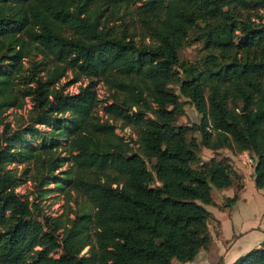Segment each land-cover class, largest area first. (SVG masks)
<instances>
[{"label": "trees", "instance_id": "16d2710c", "mask_svg": "<svg viewBox=\"0 0 264 264\" xmlns=\"http://www.w3.org/2000/svg\"><path fill=\"white\" fill-rule=\"evenodd\" d=\"M123 3L134 5L128 22L119 13ZM87 4L0 0V48L10 51L4 56L7 66L0 69V264L192 260L210 242L212 215L206 205L216 204L212 188L235 185L220 207L233 205L243 188L242 175L227 155L194 166L200 146L227 148L232 155L247 151L254 184L264 189V0ZM136 26L149 41H135ZM195 26L216 54L204 64L184 67L179 93L202 114L200 139L187 141L182 134L194 128L175 124L183 105L170 82L173 66L181 64L179 49ZM29 48L42 59L25 72ZM69 73V83L87 78L74 93L60 85ZM100 82L114 89L111 102L102 107L104 120L95 111ZM27 97L31 121L11 129L4 112L23 108ZM64 113L72 116L59 117ZM110 117L135 127L143 155L131 151ZM58 124L68 128L62 145L66 155H61L59 139L42 138L41 146L33 148L39 125ZM146 158L156 159L154 172ZM64 161L70 166L62 177L67 193L82 195L92 210L78 212L60 236V215L47 214L38 202L18 194L22 179L9 164H25L21 174L42 196ZM57 248L61 252L54 256ZM231 264H264V240Z\"/></svg>", "mask_w": 264, "mask_h": 264}, {"label": "rangeland", "instance_id": "374dc122", "mask_svg": "<svg viewBox=\"0 0 264 264\" xmlns=\"http://www.w3.org/2000/svg\"><path fill=\"white\" fill-rule=\"evenodd\" d=\"M75 4L79 6H88L87 0H74ZM134 9L133 4H127L123 3L121 4V7L119 8V13L121 15H124L126 17V21L128 22L131 17L133 16L132 11ZM203 23H200V26ZM131 25H133L131 23ZM135 35L134 39L137 42H147L149 41L148 38H141V31L140 28L136 26V29H134ZM29 54L27 56L23 57V67L25 68V72L27 71L28 67L30 66L32 61H39L42 59V54L37 51L35 48H29ZM10 51H8L6 48H0V56L4 58V56L9 55ZM216 54L215 51L210 50L208 47L204 45L203 38L200 33L199 27H192L188 31V38L186 42L183 44V46L179 49V59L181 64L173 66L172 70V77L170 82V87L179 95V99L182 102L183 105V112L176 115L175 124L176 125H189L194 128L193 131L187 132L182 134V138L184 140H190L193 137H196L197 139H200V132H199V123L201 118V111L185 96L181 95L179 93L178 87L180 84L181 79L185 76L184 74V67L186 65H200V63L204 64V61L207 59V56H211ZM2 57H0V69L1 66H7V60L4 58L2 60ZM71 78V74H67L65 77H62L60 80V85H64L66 87L65 91L68 93H74L78 90V85L80 83H86L87 78H83L80 82L75 83H69V80ZM17 86L20 87L21 84L16 80ZM96 90L98 93V98L101 100L98 107H95V111L98 113V115L102 116V119H106V115L102 113V107L104 104V101L107 100V102H111L112 100V94L114 92V89L111 90L108 88L106 84H103L102 82L98 83L96 85ZM30 110H31V102L29 98H26V102L24 104L23 108L16 109L14 107H10L7 109L5 114V119L10 122L11 129H23L26 127L28 123H30ZM60 115V114H59ZM71 113L67 114H61L59 117L64 118L68 117L70 119ZM110 122L115 124V132L123 137L124 141L128 143V146L130 147L131 151L140 153L143 155L141 150L139 149V144L136 142L137 139V131L134 126L132 125H125L123 124L122 120L117 118L114 119L112 117L108 118ZM70 123L73 121L69 120ZM1 127H3L1 125ZM41 133H36L34 135L35 138L32 139L31 145L33 148H37L41 146L42 138H45L48 142L53 141L54 139H59V148L61 155H66L64 152V148L62 145H65L68 139V128L61 126V124H58L57 127L50 126V125H39L38 126ZM31 133H28L26 135V138L30 137ZM199 157L197 161L194 162V166L201 167L208 163V161L211 159L212 156H216L218 158L222 156H229L231 158V161L233 162L232 166L237 171L239 169L241 175H243V181L246 182L243 186L244 190L246 189V196L251 192L254 191L252 197L247 201V203L239 202L238 206V212L239 215L242 217L253 219V217H258L264 215V196L259 193L258 191L254 190L251 182L253 167L249 165L248 161L247 163H244L236 155H232V152L227 148H221L217 151L212 150L210 148H207L205 146H200L198 149ZM148 168L154 172L156 159L155 158H146ZM240 161V168L237 166V162ZM10 167L14 169L17 176H20L22 179V182H18V185L16 186V190L18 194H20L23 198L28 197L29 199H32L33 201L38 202L40 206L42 207V210L51 215H60V219L62 221V226L60 228V236L63 234L64 227L69 223L70 219L74 217L78 212L82 210L90 211L92 210L91 204L88 203V201L79 193L72 191L70 193H67L68 190L65 180H62V177L64 175L63 170L69 169V162L64 161V163L55 170L54 177L51 179V181L47 184V187L49 188V192L45 195L38 196L39 192L37 190V186L32 181V179L28 178V176L22 175V170L25 166L22 162H14L9 164ZM242 169V170H240ZM238 171V173H239ZM240 174V173H239ZM238 174V175H239ZM242 177V176H241ZM239 177L240 182L242 178ZM237 179V180H238ZM237 182V181H236ZM251 182V183H250ZM150 186H154V183H149ZM219 189L218 188H212L211 192L214 195V197L217 195ZM252 193V192H251ZM35 196H38L39 198L34 199ZM2 231V228H0V232ZM87 246L81 251V253H85L87 250ZM61 252V248H57L52 252L54 256H59ZM174 264H178L177 260H174Z\"/></svg>", "mask_w": 264, "mask_h": 264}, {"label": "crops", "instance_id": "0c3cea01", "mask_svg": "<svg viewBox=\"0 0 264 264\" xmlns=\"http://www.w3.org/2000/svg\"><path fill=\"white\" fill-rule=\"evenodd\" d=\"M236 157L240 159L239 154ZM237 166H240V161L237 162ZM250 166L253 167L252 163ZM239 173L242 172L239 171ZM241 178L244 186L246 182L243 181V175ZM251 182L254 190L264 196V189L255 186L253 177ZM244 188L231 206L220 207L226 197L235 193V185L218 188L219 191L215 197L212 194L216 204L206 205L212 215L208 222L210 242L207 247L200 248L192 260L177 261L178 264H231L240 255L261 244L264 240V215L261 213L259 218L256 216L248 219L239 215L237 210L239 202L242 200L243 203H247L254 193L251 191L252 193L246 196Z\"/></svg>", "mask_w": 264, "mask_h": 264}, {"label": "built area", "instance_id": "2783aa9c", "mask_svg": "<svg viewBox=\"0 0 264 264\" xmlns=\"http://www.w3.org/2000/svg\"><path fill=\"white\" fill-rule=\"evenodd\" d=\"M239 158L244 163H247V161H248L249 165H250V163L253 162L252 157L249 155V153L247 151H243V152L239 153Z\"/></svg>", "mask_w": 264, "mask_h": 264}]
</instances>
